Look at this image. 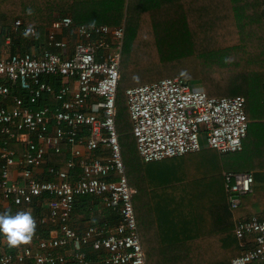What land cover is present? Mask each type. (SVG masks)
<instances>
[{"label":"built area","instance_id":"obj_1","mask_svg":"<svg viewBox=\"0 0 264 264\" xmlns=\"http://www.w3.org/2000/svg\"><path fill=\"white\" fill-rule=\"evenodd\" d=\"M261 15L264 24V0ZM124 33L123 25H74L66 16L54 20L43 45L29 52L10 50L19 34L37 35L21 20L1 37L0 200L31 210L37 227L29 244L10 251L0 236V264H145L135 190L115 122ZM125 97L131 135L145 164L198 153L203 144L219 155L242 150L248 131L242 97H210L177 77L130 87ZM61 145L68 148L64 166L48 168V180L35 177L48 151L58 155ZM12 169L21 184L12 180ZM222 179L234 210L240 196L252 193L253 176L224 171ZM83 196L100 199L119 219L79 228L72 212ZM36 208L43 212L36 214ZM234 235L241 253L231 264H264V214L237 219Z\"/></svg>","mask_w":264,"mask_h":264},{"label":"trees","instance_id":"obj_2","mask_svg":"<svg viewBox=\"0 0 264 264\" xmlns=\"http://www.w3.org/2000/svg\"><path fill=\"white\" fill-rule=\"evenodd\" d=\"M124 4L125 0H0V45L3 44L1 37L8 35L15 20L35 28L37 35L29 39L19 34L12 40V52H29L33 47L39 48L45 42L47 28L58 18L68 16L74 25L109 27L120 26L125 19L124 39L127 34L128 41L126 46L123 42L122 47L119 87L128 89L161 78L177 77L200 85L210 97L244 98L248 129L262 121V0H127L125 11ZM3 143L0 139V146ZM60 147L62 153L46 155L44 165L48 168H60L68 160L66 147ZM211 151L213 153L203 151L193 160L196 161L194 166L199 160L204 162V165L200 164L204 170L197 174L200 177L195 175L197 179L191 181L202 189V203L182 205L181 189L187 183L176 179L177 171L173 170L168 160L154 162L157 164L142 162L130 176V184L136 182L141 185L145 197L149 196L146 202L159 232L168 228L165 232L177 233L180 227L190 225L193 230L196 213V223L203 234L201 257L193 258L192 242L187 245L188 253L186 259L180 261L182 264H231L232 259L241 253L238 244L235 245L234 225L226 203L221 171L216 172L212 168L213 161L214 166L216 164L214 156L223 155ZM240 152L231 154L236 156ZM236 160L228 162V169L233 172H238L233 168ZM224 170L227 169L224 167ZM162 172L175 175V178L156 183L163 177ZM145 178L148 183L144 182ZM211 178L221 180L218 188L225 193V201L213 199V187L218 180L210 184L207 181ZM10 208L14 215V206L10 205ZM40 212L43 210L37 209L36 213ZM72 216L79 228L87 222L113 225L119 219L116 212L103 207L102 201L92 196L78 197ZM180 232L181 236L187 234L185 238H190L187 230L181 229ZM41 235L47 236L44 232Z\"/></svg>","mask_w":264,"mask_h":264},{"label":"crops","instance_id":"obj_3","mask_svg":"<svg viewBox=\"0 0 264 264\" xmlns=\"http://www.w3.org/2000/svg\"><path fill=\"white\" fill-rule=\"evenodd\" d=\"M3 47L5 48V46L1 44L0 49ZM263 86H264V83H263ZM257 123L258 124H256L255 127L248 129L246 138L243 141L242 151L238 154L237 160L236 162H234L235 167L233 168H235L238 171L236 173H249L253 176L252 193L249 195L251 196L258 195V198L257 199L253 198V201L251 199L249 203H246V206H241V207L238 206L236 208L238 209L236 213L233 210L229 209L233 225H235V221L237 219L249 218L252 216H261L264 214V117H262V121L257 122ZM130 134H131V131H130ZM11 146L12 148H14V150H20L21 148V146L17 144H13ZM62 146L66 147L67 149L66 152L68 154L67 146L66 145H62ZM206 150H210V149L206 148L205 145L204 146L202 145V150L198 153L187 154L182 157L167 159L168 161H170V166L173 168V170L177 171L176 179L182 180V183L184 184L187 182V184H185L183 188L181 187L182 188L181 190L183 191V193L180 197H181V200L183 201L182 205L184 206L185 205L187 206L189 205V203H192V202H194L195 204L202 203V200H201L202 199V189L199 188V186L197 187L196 184H192L191 181L192 180L195 181L197 179L196 178L197 176L200 177V175H197V174H199L200 171L204 170L203 166L200 164L194 166L193 163L194 162L196 163V161H193V160H196L195 157L197 156L199 157L200 153ZM48 153H52V152L48 151ZM154 164H157V163H154ZM192 164L193 166H191ZM0 166H1V163H0ZM48 167L49 166L44 165V163L41 164L37 169H35V172H34L35 177L46 179V180L50 179L47 174ZM224 167L227 170H224ZM224 167L221 170V174L224 171L233 172L231 169H228V162L225 163ZM18 172H19L18 170L12 169L11 177L13 181H16L18 184H21L22 180L20 179ZM162 175L163 177L161 178V180H159L156 183H160L161 181L165 182L167 180H171V178L173 177L175 178V175H172L170 173L162 172ZM167 175L168 177L164 178V176H167ZM218 179L211 178V179H208L207 182L210 181V184H211L212 181L216 182ZM144 182L148 183L146 178L144 179ZM134 184H136V182H133L132 184L129 185L133 190H135V194L132 196V203H133L134 198H137L136 200L137 205H139L141 202L143 203L146 202V200L148 199L147 197L149 196L145 197V194H144L145 190L140 189L141 185L139 186L138 184H136L137 186L136 187L134 186ZM220 184H221V180H218L216 183V186L213 187V191H214L213 199L214 200L217 199L219 201L220 200L225 201V193L221 191V188L220 189L218 188ZM139 193H141L142 201L138 197ZM226 203H227V200H226ZM10 205L12 206L10 202H3L0 200V213L9 212L11 214ZM34 207H37V206L34 205ZM37 209L38 208L34 209L35 212H37ZM14 211L18 212L20 211V209L14 206ZM190 220H192V218ZM136 222H137L139 234H140V231H143L142 236L144 237L143 239L144 243L142 242L140 235L139 237H140V242H141V246H142L143 253H144L145 264H182L180 261L185 260L186 254L188 253L189 247L187 245H191L192 242L194 244L193 258L196 259L197 257L198 258L201 257V244H202L203 234H202L201 228L197 226L196 213H195V219L193 221V224H194L193 230H192V225H190L189 227H185V226L180 227L181 229L187 230L189 232L188 234L190 238H185L187 237V234H185L184 236H181L182 235V232H180L181 229H178L177 233L165 232L168 230V228H166L162 232H159L158 231L159 229L156 226L153 214L150 211L139 212V216H137ZM235 242L234 244L237 245L238 241L236 240ZM5 249L6 251H10V247L7 245L5 246Z\"/></svg>","mask_w":264,"mask_h":264},{"label":"rangeland","instance_id":"obj_4","mask_svg":"<svg viewBox=\"0 0 264 264\" xmlns=\"http://www.w3.org/2000/svg\"><path fill=\"white\" fill-rule=\"evenodd\" d=\"M126 5H127V0H125V4L123 5L124 6V11H125ZM124 20H122V24H121L123 26L125 24ZM123 40H124L123 42H124V45H125V42L127 43V41H128V35L127 34H125V39L123 38ZM161 79H163V78H161ZM157 81H158V79L156 80V82ZM150 83H152V82H145L143 84H150ZM194 86L201 87L198 84H194ZM125 90L126 89L121 88L119 86L117 87V94H116V120H115V122H116V130H117V134H118V138H119L118 140H119L121 155H122L123 163H124V166H125V174H126V177L128 179V183L130 185V180H131V177H132V170L135 169V167L138 166V165L141 166L142 165V161H141L139 155L137 154V151H136L135 145H134V139H133L132 135L130 134L131 122H130L128 111H127ZM204 145L205 144H203V146ZM210 152L213 153V151H210ZM237 156L238 155L235 156V155H232V154L223 155V156H214V160L216 161V164H215V167H214V163L215 162L213 161V166H212V168L214 167L213 171L220 172L221 169L224 167L226 162H230V161L235 160V158H237ZM197 163L204 165V162L202 160L197 161ZM191 166H193V164ZM127 170H129V173L127 172ZM137 179L140 180L139 178H137ZM134 186H136V184H134ZM139 194H138V197L142 201L141 193H139ZM253 198L257 199L258 195H255V196H251V195L240 196V205H239V207L246 206V203H249L251 199L253 201ZM136 200H137V198L133 199V208H134V212H135V218L137 220V216H139V212L150 211V207H149L147 202H144V203L141 202L139 205H137ZM237 210L238 209H235L233 211L236 213ZM75 218L77 219L76 216H75ZM73 221H76L74 219V217H73ZM142 234H143V231H140L139 235H140V237L142 239V242L144 243V241H143L144 237L142 236ZM143 246H144V244H143Z\"/></svg>","mask_w":264,"mask_h":264},{"label":"clouds","instance_id":"obj_5","mask_svg":"<svg viewBox=\"0 0 264 264\" xmlns=\"http://www.w3.org/2000/svg\"><path fill=\"white\" fill-rule=\"evenodd\" d=\"M36 227L31 210H20L14 215L9 212L0 213V236L4 237L6 244L11 248L29 244Z\"/></svg>","mask_w":264,"mask_h":264}]
</instances>
